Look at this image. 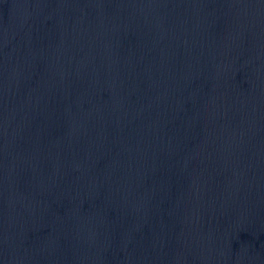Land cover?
<instances>
[{"label": "water", "instance_id": "water-1", "mask_svg": "<svg viewBox=\"0 0 264 264\" xmlns=\"http://www.w3.org/2000/svg\"><path fill=\"white\" fill-rule=\"evenodd\" d=\"M0 264H264V0H0Z\"/></svg>", "mask_w": 264, "mask_h": 264}]
</instances>
